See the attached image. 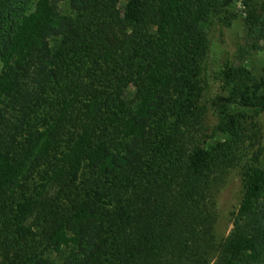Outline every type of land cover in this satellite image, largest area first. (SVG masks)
<instances>
[{
	"label": "trees",
	"instance_id": "obj_1",
	"mask_svg": "<svg viewBox=\"0 0 264 264\" xmlns=\"http://www.w3.org/2000/svg\"><path fill=\"white\" fill-rule=\"evenodd\" d=\"M263 46L264 0H0V264H264Z\"/></svg>",
	"mask_w": 264,
	"mask_h": 264
},
{
	"label": "rangeland",
	"instance_id": "obj_2",
	"mask_svg": "<svg viewBox=\"0 0 264 264\" xmlns=\"http://www.w3.org/2000/svg\"><path fill=\"white\" fill-rule=\"evenodd\" d=\"M58 9L61 12H70L71 9L67 1H60L57 4ZM241 9V6H238ZM215 30L211 28L209 35H214ZM263 44V43H262ZM243 64L247 65L253 73L264 75V46L261 50H258L251 56H247L243 60ZM133 88L127 90V96L131 97L133 95ZM260 126V137L258 142L260 145L264 146V111L257 118ZM242 195V189L240 184V168L239 166L234 167L228 173L224 184L218 195V216L215 224V239L216 241H221L224 239L232 229V219L233 215L238 208ZM45 255L50 258H56L58 254L52 251H46Z\"/></svg>",
	"mask_w": 264,
	"mask_h": 264
}]
</instances>
